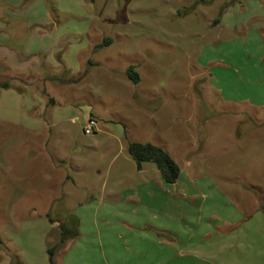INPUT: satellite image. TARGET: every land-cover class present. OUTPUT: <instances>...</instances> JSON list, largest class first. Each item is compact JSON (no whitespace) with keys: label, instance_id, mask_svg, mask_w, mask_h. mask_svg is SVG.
Masks as SVG:
<instances>
[{"label":"rangeland","instance_id":"rangeland-1","mask_svg":"<svg viewBox=\"0 0 264 264\" xmlns=\"http://www.w3.org/2000/svg\"><path fill=\"white\" fill-rule=\"evenodd\" d=\"M47 3L48 34L19 22V56L44 53L0 75V264H51L60 225L77 235L55 264L170 260L158 240L174 264H264V0ZM135 142L166 151L177 182L139 174Z\"/></svg>","mask_w":264,"mask_h":264},{"label":"crops","instance_id":"crops-1","mask_svg":"<svg viewBox=\"0 0 264 264\" xmlns=\"http://www.w3.org/2000/svg\"><path fill=\"white\" fill-rule=\"evenodd\" d=\"M51 20L52 17L47 0H0V75L2 77H6V75L9 74L10 77L12 76L16 78L19 77V75L21 74H25V73L27 74V72L30 71L28 70L30 67L29 61H31L33 65L34 64L33 62L36 61L37 59L36 56L44 53L43 52L44 50L41 48H38L37 50V47L40 45L38 44V42L37 43L27 42V45L23 48L22 51L23 55L19 56V22L27 21L28 25L37 26L38 28L36 33L39 34V37L40 36L43 37L44 34H48L44 30V27L49 26ZM9 36H11L10 39L16 40L15 44L12 42H10L9 44L8 42ZM12 44L14 46H12ZM14 48H16V51L14 50ZM30 56H32V59H30L29 61H23ZM19 57L21 58V60H19ZM32 75H36L40 77V75H42L40 68L36 72H33ZM148 171L149 168H147V166H142L140 170L138 169V173L143 175L148 173ZM144 186H146V184H144ZM103 188H105V184L103 185ZM109 195L114 197L119 196L118 193H116V191L113 189L110 190ZM114 197H110V198H114ZM141 208H143L142 212L145 215L140 218H144L150 209L145 206H141ZM131 216L134 219L133 221L140 222L143 220V219L142 220L139 219V217H135L133 215ZM168 219L171 220L172 223L171 227L178 226L177 219L170 217ZM126 226L128 228L130 227L128 224H126ZM158 226L161 227L160 225ZM74 239L75 238H71L67 240L66 243L61 248L60 253H63V255H70L71 251L74 249V248L72 249V244L73 245L75 244ZM158 241H159L158 243L157 241L155 242L157 251H160L162 254H171L172 258L174 255L178 253L176 252V250H178V246L176 247L168 246V248H166L163 240H158ZM68 246L69 248H67ZM115 250L117 252L118 246H115ZM127 250L129 251L132 249L129 247ZM179 250H180L179 252H181V249ZM142 251L143 252H140V254H142L143 256L142 258H145L147 256L150 259L149 257L151 251L150 247L148 249H144V250L142 249ZM158 254L161 255L159 252ZM170 260L168 258H165L163 261L161 260L160 263L158 262L152 263L151 260L143 261L142 259L143 262L141 264H174L173 261L171 260L170 262Z\"/></svg>","mask_w":264,"mask_h":264},{"label":"trees","instance_id":"trees-1","mask_svg":"<svg viewBox=\"0 0 264 264\" xmlns=\"http://www.w3.org/2000/svg\"><path fill=\"white\" fill-rule=\"evenodd\" d=\"M104 42H111L110 39H105ZM129 79H131L135 84L139 82V76L135 71L134 67H130L127 71ZM10 84L8 82L0 85V89H9ZM128 153L136 162L137 169H141L144 163H152L158 169L162 180L169 185H173L177 182L180 176V167L179 165L170 157V155L164 151L162 148L157 147L152 144H142V143H129ZM61 234L59 241L52 245L48 250L49 261L51 264H55L54 258L58 251L61 250L63 245L67 240L74 238L77 235L67 233L66 228L60 225ZM1 243V239H0Z\"/></svg>","mask_w":264,"mask_h":264},{"label":"built area","instance_id":"built-area-1","mask_svg":"<svg viewBox=\"0 0 264 264\" xmlns=\"http://www.w3.org/2000/svg\"><path fill=\"white\" fill-rule=\"evenodd\" d=\"M97 121L94 119H90L89 122L84 127V133L87 135L95 134L97 131Z\"/></svg>","mask_w":264,"mask_h":264}]
</instances>
